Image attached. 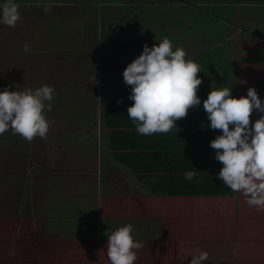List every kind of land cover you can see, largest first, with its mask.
<instances>
[{
	"label": "rangeland",
	"instance_id": "1",
	"mask_svg": "<svg viewBox=\"0 0 264 264\" xmlns=\"http://www.w3.org/2000/svg\"><path fill=\"white\" fill-rule=\"evenodd\" d=\"M180 1L188 3L16 0L21 14L16 26L0 23V90L45 84L54 89L44 138L25 140L11 128L0 134V264H110L102 243L111 229L127 223L143 245L134 250V264H188L200 251L208 253L202 264H264V210L249 219L242 213L247 207L241 192L224 201L166 204L116 163L107 147L103 98L129 86L122 70L145 43L151 47L167 36L187 59L218 43L211 54L231 57L234 82L238 66L252 68L249 59H264L257 51L264 43V9L253 19H235L245 7L240 3L264 0ZM209 1H220L210 7L218 18L200 17L195 10ZM248 75L255 85L264 83L256 66ZM26 188L32 191L27 196ZM7 190L20 202L5 206ZM25 197H45L40 219L24 210L30 203L38 206L24 204ZM53 197L60 199L49 202ZM217 221L222 223L215 227Z\"/></svg>",
	"mask_w": 264,
	"mask_h": 264
},
{
	"label": "clouds",
	"instance_id": "2",
	"mask_svg": "<svg viewBox=\"0 0 264 264\" xmlns=\"http://www.w3.org/2000/svg\"><path fill=\"white\" fill-rule=\"evenodd\" d=\"M43 10L50 11V6L45 5ZM20 18L16 0H0V23L15 27ZM24 48L27 51L28 45ZM199 71V65L186 58L182 47L173 48L167 36L151 47L145 43L139 55L122 70L123 82L131 86L128 99L133 102L127 106V116L136 131L143 135L167 133L175 127L177 119L187 115L190 107L201 105L196 94L201 84ZM53 93V87L47 84L15 90L3 86L0 134L11 128L25 140L34 136L44 138L49 127L45 110L51 108ZM202 109L208 126L219 130L209 141L215 160L222 164L218 178L230 190L241 192L249 206L264 207V98H259L251 86L246 95L238 98L231 95V87L215 86L202 101ZM254 109L260 115L249 126ZM194 174L186 171L185 179L191 180ZM106 244L110 264H134L137 259L134 250L143 246L134 239L131 223L111 229ZM207 260L208 253L200 251L191 256L188 264Z\"/></svg>",
	"mask_w": 264,
	"mask_h": 264
},
{
	"label": "trees",
	"instance_id": "3",
	"mask_svg": "<svg viewBox=\"0 0 264 264\" xmlns=\"http://www.w3.org/2000/svg\"><path fill=\"white\" fill-rule=\"evenodd\" d=\"M162 1L164 0H153L156 4L152 5L154 7L172 5V0H165L169 2L168 5L161 6L157 4ZM174 1L178 4L182 2L183 5L184 3H188L180 0ZM218 3L220 4V1H209L207 6H200V4H198L195 10L199 13L200 17L211 15L218 18V11L211 10L210 8L212 6L216 8ZM232 3L233 2H226V7L233 8ZM240 4L245 7L244 9H238V11H236L237 15L235 19L237 16H257L261 14L264 9V1H249L248 3ZM106 5L107 4L104 6ZM234 21L235 20H233L232 25ZM183 28L187 29L186 26ZM213 48L210 50H213ZM210 50L193 57L192 60L199 65L200 71L217 74L216 69H218V61L220 62L228 59V57L220 55L221 51L211 54L213 52ZM221 50L223 52V47ZM225 69L228 72L234 71L230 63L227 64ZM130 89L131 86H122L119 95L103 98L104 110L101 117L103 125L107 129V147L110 150V155L113 160L132 172L137 181L148 192L160 196L166 204L170 202V199H178L176 204L179 206L180 203H183L181 201H186L188 204L192 205L191 201H187L192 198H195L192 201H204L203 198L218 197V200L224 201V198L234 196L236 191L230 190V188L223 183L222 179L217 176L222 164L215 160L212 151L192 156V159H198L200 164L194 163V161L192 163L184 157L187 152L185 150L195 147V144L190 143V140H194L193 138L199 139V136H193L194 133L191 134L190 131L183 132L181 130H189V128L192 130H199L200 133L204 134L203 137L200 136V141L204 140V142L206 139L210 141L219 134L218 129H212L208 126L209 122L202 109V101L206 99L208 92L201 96V105L193 106L187 111L185 117L179 118L174 122L176 128H172L167 133L143 135L136 131L135 124L127 116V106L133 103L128 99ZM251 123L252 120L250 118L249 126H251ZM229 127L231 128V125ZM181 137H183L184 143H180ZM206 144L210 149L209 143ZM206 144H201L199 148L205 147ZM184 171H193L195 174L191 180H186ZM244 206L247 208L244 209L242 213L246 214L249 219H251V216L258 215V210H264V207L257 208L256 206H249L246 202ZM217 222L214 224L215 227L222 223L219 221ZM259 222H262V220H258L255 223ZM263 233L262 231V234ZM106 243H102V245H105V248H107ZM104 255L106 258V253Z\"/></svg>",
	"mask_w": 264,
	"mask_h": 264
},
{
	"label": "crops",
	"instance_id": "4",
	"mask_svg": "<svg viewBox=\"0 0 264 264\" xmlns=\"http://www.w3.org/2000/svg\"><path fill=\"white\" fill-rule=\"evenodd\" d=\"M262 14L264 15V12ZM255 17L256 16L248 17V19H251V18L253 19ZM250 33H252V31ZM217 45H219V44L216 43L214 46H217ZM261 45H262V47L260 48V50L254 49V50H251V51L255 52L257 50V51H260V55H264V43L261 44ZM226 47H231V46L230 45H226ZM226 47L223 48V51H224V49ZM208 50H210V49H207L206 51H208ZM250 52H248V53H250ZM203 53H205V51L200 53V54H203ZM196 56H198V55H196ZM258 59L259 58H256L254 60L253 59H249V61H251L254 64V67L255 66L257 67V70H259V72L262 71V76L260 77V79L263 80V78H264V59H261V60L260 59L258 60ZM229 63H230V66L233 67V63H232L231 57H228V59L222 60L220 62L218 61V69H216L217 74H213V73H210V72H207V71H205V72L204 71H199L197 73V76H199L201 78V84L198 86V90H197L196 94L201 98V96H203V94H205L206 92H209L211 87L224 86V87H231V94L238 98L241 95H246V89L251 86V87H254L255 91L257 92V94H258V96L260 98H264V85H263L264 83L258 82L255 85L252 82L253 77L248 75L250 70L253 69L254 67L248 68V67L242 66V65L238 66L236 68V77H237L236 79H238V81L234 82L233 76L235 75V72L234 71H232V72L229 71L228 72L225 69L227 64H229ZM241 81H243V83H241ZM192 107H190L188 110H190ZM250 115H251V117H250L251 120L254 121L255 118H258L260 114L257 113L255 111V109H254L253 112ZM181 131H183V132L190 131L191 134L194 133L193 136H199V139L193 138L194 140H192V141L190 140V143H194L196 148L195 147L194 148L187 147V148H189V150H185V151H187L186 153L184 152L185 153V155H184L185 159H187L188 161H191L192 163L194 161V163L200 164L198 159H196V158L192 159L193 155H198L199 153H206L208 151H212L214 153V150L210 146H209L210 149L208 148L206 143H209V141L207 139H206L205 142H204V140L200 141V136L203 137L204 134L200 133L199 130H192L191 128H189V130H181ZM195 132H197V133H195ZM183 140H184L183 137H181L180 143H184ZM204 143L206 144V146L205 147L203 146V147L199 148L200 145L204 144ZM122 167L125 168L124 166H122ZM185 172L186 171H184V174H185ZM29 185H30V183H29ZM32 186L35 188L34 185H32ZM14 188H15V186H14ZM39 190H40V188H39ZM23 192H25V196H27V195L32 193V191H30L29 188H26ZM21 194H23V193H21ZM5 195H4L5 196V200H4V205L5 206L8 203H15V205H16L17 203L20 202V200L18 198H16L15 194H13V195H12V193L10 194V190H7L5 192ZM25 198H26V200H25L26 202H24V204L27 205V204H29V202H32V203L38 204V206H35V205L30 203L29 206L28 205L27 206H23V207H25L24 210H29V214L28 215L32 219L33 218L40 219L41 215L39 216L38 212L40 211V213H42L44 211V209H43V207H41L39 205H41V202L46 201L45 197H42V198H38L37 197L36 198L37 200H34V201H31V197H25ZM57 198L60 199V197H53L52 199L49 200V202L56 203ZM12 208H13V206H12ZM31 208H32V210L37 209V213H35L33 211H30ZM50 208H51V210H58V209L62 210V207H60V208L59 207H50ZM56 208H58V209H56ZM42 215L44 216L43 218L46 217V215H44V214H42ZM22 216H24L23 213H22Z\"/></svg>",
	"mask_w": 264,
	"mask_h": 264
}]
</instances>
